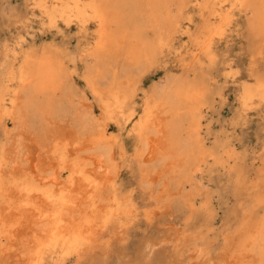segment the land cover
<instances>
[{
	"label": "bare ground",
	"instance_id": "1",
	"mask_svg": "<svg viewBox=\"0 0 264 264\" xmlns=\"http://www.w3.org/2000/svg\"><path fill=\"white\" fill-rule=\"evenodd\" d=\"M26 3V19L54 29L73 25L80 34L93 27V34L76 59L46 48L3 55L0 264H264V159L219 245L183 233L166 258L171 234L146 239L134 256L123 244L140 215L152 223L171 207L194 212V175L204 165L234 167L230 146H206L203 106L220 65L236 84L239 115L264 107V68L256 70L264 63V0ZM241 15L248 17L242 27ZM244 29L255 62L238 75L220 59V47ZM164 52L182 73L143 85L140 71ZM76 79L85 89H76ZM125 170L137 172L148 193L142 210L133 189L121 192ZM235 175L243 186L245 173L236 168ZM192 249L195 256L183 255Z\"/></svg>",
	"mask_w": 264,
	"mask_h": 264
},
{
	"label": "rangeland",
	"instance_id": "2",
	"mask_svg": "<svg viewBox=\"0 0 264 264\" xmlns=\"http://www.w3.org/2000/svg\"><path fill=\"white\" fill-rule=\"evenodd\" d=\"M26 2L27 0H0V84L2 82L1 64L5 52L12 57L13 50L20 52L33 48L39 51L46 48L61 52L65 58L73 56L76 59L77 53L85 47L87 40L93 34V27L89 28L86 34H80L73 25L70 28L54 29L43 24L41 20L26 19L30 17L27 14ZM247 20L248 17L243 15L238 18L241 27L245 26ZM18 41L20 42L17 43ZM253 44L250 34L245 29L239 35L235 33L221 45L220 59L231 63L233 68L238 70V75H244L249 72L251 66L254 67L255 61L251 56ZM173 59V56L167 52L159 55L151 67H145L140 71L141 83L147 86L163 84L166 77L180 75L182 70L175 65V62L172 63ZM77 65H81V62ZM263 65V62L258 61L256 70H262ZM190 76L194 77V73ZM212 76L215 77V82L210 81L212 94L203 106L202 136L208 148H215L218 145L230 146L237 156L235 162H232L233 168L242 169L247 181L243 186H236L233 168L225 170L222 166L212 165L211 162L204 165L194 175L195 185L197 183L200 190L195 211L191 212L184 207H171L167 213L157 217L152 223L140 215L138 221L129 228L128 236L123 243L124 249L132 256L135 255L138 245L146 239L154 237L153 239L160 240L170 234L173 235V240L165 243L162 249L166 258L172 254L174 246L178 244L183 233L195 232V236L202 234L208 241L213 242L212 245H219L222 242L223 233H228L233 229L232 226H235V221L240 215L242 200L249 186L259 178L258 170L264 159V107L254 114L239 115L236 84L224 75L220 65L212 69ZM75 82L78 91L85 89L81 80L76 79ZM91 98L89 101L95 105V100ZM111 131H115V128L112 127ZM1 133L0 127V139ZM128 139L127 141L130 142ZM124 172L121 192L128 193L133 189L136 206L142 210L148 201V193L139 186L137 172L131 173L128 170ZM204 202L207 203V207H202ZM195 251L197 250L185 251L183 255L186 257L192 253L195 256ZM85 264L98 263L88 261Z\"/></svg>",
	"mask_w": 264,
	"mask_h": 264
}]
</instances>
